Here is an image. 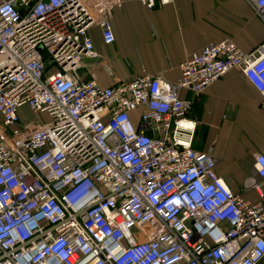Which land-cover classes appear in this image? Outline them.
Instances as JSON below:
<instances>
[{
	"label": "built area",
	"instance_id": "2783aa9c",
	"mask_svg": "<svg viewBox=\"0 0 264 264\" xmlns=\"http://www.w3.org/2000/svg\"><path fill=\"white\" fill-rule=\"evenodd\" d=\"M125 2L0 0V264H259L264 154L245 181L261 193L252 203L194 149L182 92L204 93L237 69L264 109V41L251 53L230 37L210 43L175 82L83 81L82 59L97 56L91 29L113 44ZM247 2L264 22V0ZM23 107L48 121L21 120Z\"/></svg>",
	"mask_w": 264,
	"mask_h": 264
},
{
	"label": "crops",
	"instance_id": "0c3cea01",
	"mask_svg": "<svg viewBox=\"0 0 264 264\" xmlns=\"http://www.w3.org/2000/svg\"><path fill=\"white\" fill-rule=\"evenodd\" d=\"M112 21L116 39L111 45L103 42L98 28L91 29L97 56L82 59L78 75L83 81L95 77L102 86H112L147 73L175 82L181 76L180 64L210 43L230 37L251 53L264 41V22L247 0H175L152 9L126 0L114 10ZM182 95L193 102L189 118L196 123L194 149L215 158L226 184L257 203L264 192L246 188L245 181L256 174V155L264 154L259 92L235 69L204 93ZM139 113L133 116L138 119Z\"/></svg>",
	"mask_w": 264,
	"mask_h": 264
},
{
	"label": "rangeland",
	"instance_id": "374dc122",
	"mask_svg": "<svg viewBox=\"0 0 264 264\" xmlns=\"http://www.w3.org/2000/svg\"><path fill=\"white\" fill-rule=\"evenodd\" d=\"M19 116H20V119L24 120V121H38V120H40L42 123L48 121V118L46 115L34 114L32 111H30V109L28 107L21 108L19 111ZM132 119H133L134 123L138 122L137 119L133 116H132Z\"/></svg>",
	"mask_w": 264,
	"mask_h": 264
},
{
	"label": "water",
	"instance_id": "95a60500",
	"mask_svg": "<svg viewBox=\"0 0 264 264\" xmlns=\"http://www.w3.org/2000/svg\"><path fill=\"white\" fill-rule=\"evenodd\" d=\"M45 66H46V69H49L51 67V62L49 59L45 60Z\"/></svg>",
	"mask_w": 264,
	"mask_h": 264
}]
</instances>
